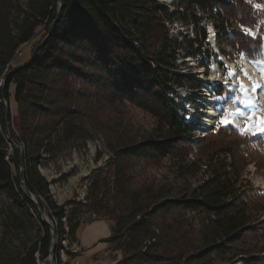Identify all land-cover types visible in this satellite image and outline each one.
<instances>
[{
  "label": "trees",
  "instance_id": "obj_1",
  "mask_svg": "<svg viewBox=\"0 0 264 264\" xmlns=\"http://www.w3.org/2000/svg\"><path fill=\"white\" fill-rule=\"evenodd\" d=\"M255 5H264V0H176L173 9L158 0H27L12 26L13 1L0 0V73L5 67L8 71L0 86V192L30 221L33 216L36 219L31 221L36 238L24 243L21 217L3 221L0 264L45 262L52 239L49 224L41 220L20 183V149L7 139L6 121L10 135L23 148L25 185L46 211L57 236L54 256L60 264V240L68 236L70 243L78 242L77 230L83 221L68 207L69 201L57 204L53 200L39 164L52 149L50 140L59 128L62 138L68 140L80 134V124L89 122L86 101L90 88L91 95L111 92L156 120L155 137L111 147L113 160L91 178L81 203L109 225L111 233L103 241L108 243L107 250L120 257L106 264H205L212 255L236 250V244L252 231L247 220L256 209L237 194L240 170L236 164L217 163L216 155L230 156L235 150L247 157L252 148L246 137L230 126L212 129L205 140L214 141L217 147L206 145L205 157L189 162L204 166L206 175L188 195L170 196L169 190L154 181L140 179L132 166L143 159L186 161L190 151L183 143L190 129L181 113L184 108L174 106L171 95L185 85L195 90L202 87L199 80L178 71L177 58L182 51L190 54L193 46L198 56L212 55L201 51L207 37L205 25L210 22L219 51L225 52L223 46H229L255 60L261 39L240 29L253 28L262 17L264 11ZM52 20L56 23L48 28ZM174 21L190 24L193 37L181 33L171 37L168 24ZM42 24L47 29L46 40L31 60L11 66L17 49ZM10 84L14 85V115L10 110L6 115L2 101V94L9 100ZM221 134L232 135L233 140L216 141ZM185 211L206 216L218 240L201 245L189 242L178 215L172 213Z\"/></svg>",
  "mask_w": 264,
  "mask_h": 264
},
{
  "label": "rangeland",
  "instance_id": "obj_2",
  "mask_svg": "<svg viewBox=\"0 0 264 264\" xmlns=\"http://www.w3.org/2000/svg\"><path fill=\"white\" fill-rule=\"evenodd\" d=\"M12 1L11 24L15 26L21 17V9L27 0ZM158 1L167 5L170 9H173L176 2V0ZM255 7L264 11V5H255ZM55 23L52 20L48 28L54 26ZM209 27L213 28L211 23L207 22L205 25L207 37L201 51L207 50L212 55L207 58L203 54L198 56L194 54L195 46H193L188 50L190 54H184L185 52L182 51L177 58L178 71L188 74L192 79L199 80L202 87L200 90H195L189 88V85H185L178 88L177 92L171 95L174 106L178 109L184 107V111L181 110V113L185 115L188 129H190V134L186 136L183 143L190 151L186 161H179L175 164L167 158L143 159L135 162L132 168L140 179L154 181L155 185L169 190L170 196L188 195L190 189L196 186L206 175L204 166L199 168L197 164L189 165V162L204 158L205 156L202 155L207 152L206 145L213 146L214 149L217 147L214 141L208 142V140H205L208 139L205 136L215 127H219V121L222 118L227 117L230 119L232 111L237 112L239 109L242 128H235L230 123L227 126L232 127L238 135L246 137L249 142H246V144L252 148L251 153L244 157L240 151L236 152L234 150L230 156L224 154H217L216 156L220 160L217 163L232 162L240 170L235 188L237 194H240L245 201L249 202L251 208L256 209L252 210V214L247 220L252 227V231L244 237V240L236 244V250L232 254L212 255L211 258L205 261V264H264V134L253 135L252 132L243 131L249 126L258 124L259 119L256 123L244 122L248 120L249 114H244V106L242 107L243 102H241L243 101V91L240 89L239 84L240 79H248L244 77L243 73L246 62L247 65L249 64V73L254 74L255 72L258 74L263 80L264 87V13L253 28H240L249 35H258L261 39V50L256 54L255 60L250 59L243 51H235L229 46H223L225 52L219 51L213 33L209 34L208 32ZM168 28L171 37H177L178 33H181L182 36L186 34L190 38L193 37L194 31H192L190 24L183 26L180 22L174 21L168 24ZM46 32L47 29L44 28L43 24L38 26L33 37L17 49L13 60L10 62L11 66H16L30 58L37 47L46 40L48 36ZM225 65L229 68L226 69ZM233 68H236L235 72H233ZM228 70L234 73L230 78L227 76ZM6 71L7 67L0 73V86L5 83L3 74L8 72ZM225 79H228L227 84L224 83ZM13 90L14 85L10 84L8 86L9 100L2 99L3 103H8L11 115L16 113ZM91 91L93 89H88L90 97L86 101L89 109L87 111L89 122L80 124L82 128L80 134L68 140L62 138V128H59L50 140L52 149L50 152L43 154L39 164L41 174L48 181L53 200L57 204H64L69 201L68 207L74 209L83 221L79 227L85 225L91 219H96V215L92 211H88V207L82 206L81 203L85 201L84 197L91 178L99 169H103L109 161L113 160L111 157L114 158V153L111 151V147L117 148L149 137H155L156 120L151 113L127 100L114 98L111 92L104 91L100 95L94 92L91 95ZM262 93L264 94V88ZM237 97L239 99H236ZM209 101L212 103L215 116L209 126L206 127L203 123L205 122V113L208 111ZM237 102H239V106L236 105ZM240 106L241 108H238ZM262 108L264 109V105ZM219 136L216 139L218 142L221 141L219 139L224 141L233 140L232 135L221 134ZM213 156H215V153H213ZM239 158L243 159L240 163L237 162ZM172 213L178 215V219L181 221L179 223L181 231L185 230L184 235L189 242L192 241L196 245H201L218 240L213 230V224L203 214L192 211ZM18 216L21 217V221L24 223L21 242L24 243L29 239L36 238V227L31 222L36 220L35 217L32 215L33 218L30 221L26 214L20 213L18 207L10 198L0 192V235L3 221ZM45 216L49 224L52 225L46 213ZM104 226L108 228L106 223ZM259 228L261 231L257 230ZM18 243L19 241H14V245ZM58 248L60 264H106L120 257V254L107 250L93 256V260L82 259L78 243H70L68 236H64L60 240ZM39 264H50V260L46 258L45 262L39 261Z\"/></svg>",
  "mask_w": 264,
  "mask_h": 264
},
{
  "label": "bare ground",
  "instance_id": "obj_3",
  "mask_svg": "<svg viewBox=\"0 0 264 264\" xmlns=\"http://www.w3.org/2000/svg\"><path fill=\"white\" fill-rule=\"evenodd\" d=\"M248 65L245 62V67L244 68L242 67L244 77L248 79L243 78V79H240V82H239L240 85L243 84L244 88L247 89V91L242 92V98H243L242 107L244 106V114H249L248 120L244 122L256 123L258 119L260 120L261 117H264V109L262 108L264 105L263 103L264 94L262 93V89L264 87H263V80L260 78V76H258V74H256L255 72L254 74H252L251 72L249 73ZM232 70L233 72H235L236 68H233ZM245 73H247V75H245ZM255 85H259L260 87L256 88L255 91H253V88ZM238 104L239 102L236 103V105ZM208 105H209L208 111H206L205 113V122L203 123L204 126L206 127L209 126V123L214 119V116H215L214 115L215 111H213L211 101H209ZM238 108H241V106ZM235 113H236L235 111H232L231 113V118L229 119L231 121L230 124L240 129L242 128L241 114L232 115Z\"/></svg>",
  "mask_w": 264,
  "mask_h": 264
},
{
  "label": "crops",
  "instance_id": "obj_4",
  "mask_svg": "<svg viewBox=\"0 0 264 264\" xmlns=\"http://www.w3.org/2000/svg\"><path fill=\"white\" fill-rule=\"evenodd\" d=\"M105 220H94L87 223L77 230V240L81 249L80 257L82 259L93 260V256L107 251L108 243L103 239L110 235V228H105Z\"/></svg>",
  "mask_w": 264,
  "mask_h": 264
},
{
  "label": "water",
  "instance_id": "obj_5",
  "mask_svg": "<svg viewBox=\"0 0 264 264\" xmlns=\"http://www.w3.org/2000/svg\"><path fill=\"white\" fill-rule=\"evenodd\" d=\"M60 8H61V4H60V2H59V9H58V12H57V16H58L59 13H60ZM46 38H47V37H46ZM44 40H45V39H44ZM39 46H40V45H39ZM39 46H38V47H39ZM38 47H37V48H38ZM31 58H32V56H31ZM31 58H30V60H31ZM2 99L5 100V97H4L3 94H2ZM4 105H5V107H6V115H7L8 112H9L8 103L5 102ZM5 119H6V118H5ZM4 129H5V132H6V135H7V139H8L9 141H13L14 144H15L16 146H18L19 149H20L19 179H20V183H21V185H22V187H23V190H24L25 193L28 195V197H29V198L35 203V205L37 206V209H38V211H39V215H40L41 220H42L43 222L49 224V222H48V220H47V218H46V216H45L44 211L39 207V205H38V203H37L35 197L33 196V194H31V192H29V190L27 189V187H26V185H25V182H24V175H23V164H24V162H23V148H22V145H21V143H20L19 141H17L16 139H14V138L10 135V133H9V131H8L7 121H6V123H5V127H4ZM49 227H50V232H51V234H52V239H51V243H50V247H49V255H48L47 258L50 260V264H55L54 251H55V248H56V245H57V236H56V234H55V231H54V229H53V226H52L51 224H49Z\"/></svg>",
  "mask_w": 264,
  "mask_h": 264
},
{
  "label": "snow or ice",
  "instance_id": "obj_6",
  "mask_svg": "<svg viewBox=\"0 0 264 264\" xmlns=\"http://www.w3.org/2000/svg\"><path fill=\"white\" fill-rule=\"evenodd\" d=\"M233 75H234V73L231 70H228L227 76L230 78ZM245 75H247V73H245ZM224 83L227 84L228 79H225ZM258 87H260V86L255 85L253 88V91H255V89ZM240 89L242 91H247V89L244 88L243 84L240 85ZM236 99H239V97H237ZM241 102H243V101H241ZM236 114H241L239 109L237 110V112L235 114H232V115H236ZM229 123H231V121L227 117H224L219 121V126H227ZM253 128H255V130H253ZM243 131L252 132L253 135L264 134V117L260 118L258 124L254 125V126H249V127L245 128Z\"/></svg>",
  "mask_w": 264,
  "mask_h": 264
}]
</instances>
